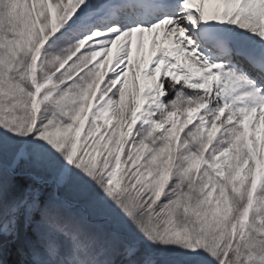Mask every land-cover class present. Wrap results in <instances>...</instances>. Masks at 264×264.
Returning <instances> with one entry per match:
<instances>
[{"label": "snow or ice", "instance_id": "snow-or-ice-1", "mask_svg": "<svg viewBox=\"0 0 264 264\" xmlns=\"http://www.w3.org/2000/svg\"><path fill=\"white\" fill-rule=\"evenodd\" d=\"M0 264H264V0H0Z\"/></svg>", "mask_w": 264, "mask_h": 264}, {"label": "rangeland", "instance_id": "rangeland-1", "mask_svg": "<svg viewBox=\"0 0 264 264\" xmlns=\"http://www.w3.org/2000/svg\"><path fill=\"white\" fill-rule=\"evenodd\" d=\"M11 259H13V260H14V259H15V257H12Z\"/></svg>", "mask_w": 264, "mask_h": 264}]
</instances>
